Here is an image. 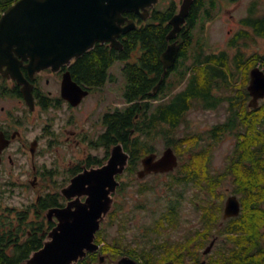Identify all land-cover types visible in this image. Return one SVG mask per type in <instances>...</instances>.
<instances>
[{
  "label": "trees",
  "instance_id": "1",
  "mask_svg": "<svg viewBox=\"0 0 264 264\" xmlns=\"http://www.w3.org/2000/svg\"><path fill=\"white\" fill-rule=\"evenodd\" d=\"M14 1L0 0V14ZM198 1V5H206L205 17L212 16L214 0ZM256 2L253 1L250 5L242 23L249 26L253 35L264 37V13L256 14ZM173 10L171 3L161 10V15L166 17H157L159 12H154L155 19L159 20L158 24L147 21L143 23L144 28L132 29L123 34L120 38L123 47L119 50L104 43H96L72 62V76L77 82L87 86H103L107 70L113 61L126 59L135 40L140 41L143 51L139 64L142 63V67L138 69L136 64L126 63L123 68L125 84L122 96L130 104L106 118L108 131L105 138L115 134L116 137L112 136L113 141H121L129 153V162L123 174L127 177L135 174L140 158L153 150L147 140H153L158 123L168 124L169 131L172 132L180 125L192 105L205 109L224 106V118L201 133L177 136L176 133L169 132L166 146L173 149L178 164L173 170L159 175L168 176L166 183L170 188L193 183L207 189V197H197L201 202L202 246L211 236L212 227L216 228L215 235L218 236L233 233L226 235L232 240V247L224 252L216 264H264V98L259 100L257 106H249L250 94L247 90L248 68L256 65L261 57L264 59V53L256 55L258 59L252 55L244 58L237 41L241 37H247L245 29L240 30L230 43L236 46L233 57L227 51L206 52L203 48L194 50L193 33L187 31L181 41L182 60L177 64L176 71L168 78L164 75L160 93L151 95L149 92L158 83L161 74L159 56L165 48V34L170 26L164 25L163 20ZM123 14L129 17L128 12ZM201 26L203 28L204 24ZM190 57L191 60H186ZM245 60L249 63L245 65L246 71L241 82L237 83L236 73L239 74ZM179 84H183L181 89L172 93L173 88ZM157 98L165 99L149 108L147 99ZM136 114L138 116L134 120ZM131 129L134 130L133 137H129ZM228 134L233 137V147L223 167L210 171L212 154L206 148H212ZM189 144L192 146L191 155L187 161H183L181 148ZM225 180L233 186L231 193L237 196L241 207L236 216L225 219L217 226L216 222L222 219L224 197L216 198L217 191L210 188ZM123 185L121 182L119 187ZM146 188L147 185L143 184L138 191L142 192ZM57 196H61L58 191L25 205H0V264H20L31 251L42 245L49 229L41 219L44 218L42 212ZM176 203L170 202L153 231H160L163 219L170 225L176 224ZM228 257L233 261H229Z\"/></svg>",
  "mask_w": 264,
  "mask_h": 264
},
{
  "label": "flooded vegetation",
  "instance_id": "2",
  "mask_svg": "<svg viewBox=\"0 0 264 264\" xmlns=\"http://www.w3.org/2000/svg\"><path fill=\"white\" fill-rule=\"evenodd\" d=\"M163 1L167 2L160 6ZM217 1L214 0V9L218 6ZM231 1L236 0H230L229 2ZM181 2L182 0H158L153 6L148 7V13L145 16L141 14L143 13L141 9L139 12H128L129 17L127 16V18L135 22L132 29L136 30L141 27L144 28L143 23L147 21H150L151 24H158L159 20L155 19L154 12H159L157 17H163L164 14L161 15L162 9L171 3L174 7L173 13L163 20L164 25L169 24L170 26L165 34V48L159 56L161 74L158 83L149 92L151 95L158 94L164 75L167 78L170 77L173 71H176L177 64L181 62V41L187 34L185 32L191 31L193 33V28H202L201 24H207L205 19L209 22L213 18L208 15L201 21L200 16L202 11H205L206 5L200 6L198 0H192L184 22L181 23L180 28L175 31L174 35L168 38L173 28L170 20L178 12ZM220 2L221 6L225 5V0H220ZM194 8L195 12H193ZM248 9L246 14H248ZM242 18L238 19V22H240L238 28H249V26L242 23ZM149 27L154 26L149 25ZM206 27L204 25L203 28ZM123 34L125 33L118 36L121 47L112 46L107 41L103 43L119 50L123 47L120 39ZM170 44L177 45V53L173 65L164 68L161 54ZM142 51L140 41L135 40L129 56L126 59L113 61L107 70L105 84L95 87L79 83L72 76L70 66L76 58L59 64L57 67L47 66L32 73H30L27 66L29 59H23L19 65L21 73L19 78L3 74L6 66L0 67V172L8 170L10 173L14 168L18 169L20 175L26 176V181L23 182L24 187L39 189L33 199V201H38L41 196L46 194L52 195L56 191L60 193V189L69 183L71 177L84 169L102 165L108 159L111 147L116 143H122L119 140L113 141V137H116L115 134L108 135L105 138V133L108 131L106 118L120 112L130 103L124 101L123 106H103L102 98L97 97L96 94H103L104 86L116 81L113 69L114 66H117V63L120 66V75H123V77V68L126 63L136 64L137 68L140 69L142 63L139 64V62ZM17 57L20 59L19 56ZM191 58L186 60H191ZM71 82H74L78 87L72 85ZM84 90H86V93L81 95ZM90 99H92V105L90 107L91 111H88L85 106ZM162 99L164 98L147 99L146 102H148L150 108ZM137 116V114L134 116V120ZM94 117L95 119H92ZM94 128H96L95 131H93ZM31 131H35L33 135L29 134ZM133 131L131 129L129 137H133ZM87 145L91 148H104L102 156L98 157L96 154L88 152ZM164 145L165 147L161 153L151 150L146 154L155 153L158 157L168 147L166 144ZM61 146L64 148L63 150L60 149ZM62 153L67 157V161L61 157ZM60 160L63 163L58 162ZM150 173L161 174L165 172L152 171ZM123 174L117 175L119 181ZM54 176L61 177V179H54ZM46 183L51 185L50 188L46 187ZM116 194L117 191L114 194L112 210L101 222L99 230L95 233L94 242L98 247L94 251L88 252L77 264H216L218 259L224 255V252L229 251L232 246L227 242L232 241L231 239L227 238L225 243V238L221 240L220 236L211 235V238L202 247V221H198L196 217L193 225H184L183 229L181 225L180 230L182 229V232L176 241L169 238L154 240L146 238V235L141 240L137 235H132L128 239L121 233L110 239L106 237L105 233L103 234V230L107 224H117L119 222V217H115ZM67 201L68 199L64 196H57L55 201L48 204L46 209L62 207ZM196 203L198 204V202ZM194 207L199 210L198 205ZM45 210L42 212L44 218L41 219L46 223L49 231L55 225L57 219L55 217H45ZM198 217L200 218V214ZM220 240H224V242L222 247L217 249V245L221 243ZM201 255L203 257L199 259ZM25 259L20 264H25ZM198 259L200 263H197ZM228 260L230 261L231 258L228 257Z\"/></svg>",
  "mask_w": 264,
  "mask_h": 264
},
{
  "label": "water",
  "instance_id": "3",
  "mask_svg": "<svg viewBox=\"0 0 264 264\" xmlns=\"http://www.w3.org/2000/svg\"><path fill=\"white\" fill-rule=\"evenodd\" d=\"M158 0H15L0 14V67L3 74L21 76L19 65L29 59L30 73L43 67L69 62L92 48L95 42H109L121 47L118 36L132 29L135 22L124 12L146 15L148 7ZM192 0H182L170 22L168 38L184 22ZM177 45L170 44L161 54L164 68L173 65ZM20 59H18V57ZM72 85L78 87L74 82ZM247 90L249 106H257L264 98V70L259 65L249 71ZM86 90L82 91L85 94ZM129 162V153L122 143L114 144L108 159L100 166L84 169L71 177L60 189L68 199L62 207H50L44 216L55 217V225L47 232L42 245L31 251L25 264H77L98 245L95 233L112 210L114 194L121 175ZM178 164L173 149L168 146L162 154L148 153L141 158L137 177L150 172H168ZM83 198V199H81ZM236 195L224 202L223 220L240 212Z\"/></svg>",
  "mask_w": 264,
  "mask_h": 264
},
{
  "label": "rangeland",
  "instance_id": "4",
  "mask_svg": "<svg viewBox=\"0 0 264 264\" xmlns=\"http://www.w3.org/2000/svg\"><path fill=\"white\" fill-rule=\"evenodd\" d=\"M229 1L230 0H225L224 6H221L220 0L216 2L218 6L217 8L212 9L211 15L213 18L210 20L211 22H208L205 19L207 22V24H204L207 26L206 28H193L195 42L194 50L203 48L206 52L227 51L230 57H233L234 53L236 52V46H233L230 43L238 35L240 30L245 29L247 30V37H241L237 41L238 49L241 50L244 58L248 57L249 55H252V57L255 58L256 55H263L264 37L253 35L251 29L247 27L238 28L240 25L238 19H241L243 16H245L247 9L253 1H257L256 14L264 13V0ZM166 2L167 1L161 2L160 6H163L166 4ZM205 14L206 11H202L200 16L201 21L204 19ZM229 62L232 63L231 60H229ZM248 63L249 61L245 60L239 74L235 72L237 83L241 82L240 80L246 71L245 65ZM256 65H259L261 68H263L264 59H262V57L258 59ZM119 67V63H117V66H114L113 69L116 81L113 83H108L106 86H104L103 94H96L97 97L102 98L103 106H123L124 104L122 88L125 84V78L123 75H120ZM252 67L253 66L248 68V72ZM182 86L183 84H179L174 87L172 93L178 89H181ZM170 94L171 93L168 95L169 97ZM91 105L92 99L86 103L85 107H87L88 111H91ZM79 115L82 116L80 113ZM224 116V106H219L218 108L214 109H205L198 105H192L176 129L171 132L169 131L168 124L158 123L153 140L150 139L147 141L149 146L153 147L154 151L161 153L165 147L164 144H166V139L168 138L169 132H171V134L176 133L177 136H183L186 133L189 135H193L195 132L201 133L202 131L210 128L216 122L221 121ZM89 118L91 117L89 116ZM92 119H95V117ZM95 129L96 128H94L93 131H95ZM34 132L35 131H31L29 134L33 135ZM232 147L233 137L228 134L212 148H206L212 154L210 171H215L223 167ZM60 149L63 150L64 148L61 146ZM86 149L88 152L96 154L98 157H101L104 152V148H91L89 145L86 146ZM181 149L183 161H187L191 155L190 151L192 146L190 144L184 145ZM61 157L67 161V157L64 156L63 153ZM58 162L63 163L61 160ZM139 168H141L140 160L139 165L134 172L135 174L128 177L127 175L121 176L120 181L123 182L124 185L117 189V203L115 206V217H119V222L117 224H107L103 230V234L105 233L106 237H109L110 239L115 238L117 234L121 233L128 239L131 238L132 235H137L139 240H141V238H145L146 235V238H152L154 240L169 238L176 241L179 234L182 232L184 225H193L195 217L198 219V221L201 220V217H198L199 214L201 215V210H198L194 206L198 205V208L201 207V202L197 199V197H207L205 193L207 192V189L193 183L187 186L177 185L173 186V188H170L166 183L168 176L148 173L143 177H137L136 171ZM54 179L60 180L61 177L54 176ZM25 181L26 176L20 175V171L16 168H14L10 173L8 170L0 172V205L4 206L8 204L19 206L29 204L35 198L36 194L38 193L37 190L39 191V189L35 188V190L32 187H24L23 182ZM143 184L147 185V188L142 192L138 191V189ZM50 186L51 185L49 183H46V187L50 188ZM210 189L217 191L216 198H222V196L224 197V209L225 199L227 196L232 194L231 192L233 186L225 180L222 184L214 185V187ZM179 193H181V195ZM170 202H177L176 224L170 225L166 219H163L164 223L160 226V231H153V227L155 226L156 222L159 221L160 216L168 209ZM196 202H198V204ZM222 215L223 210L221 216ZM223 221V218L217 221V226H220ZM181 225L182 229L180 230ZM215 229V227L211 228V235L216 234ZM232 234L233 233L228 232L225 235H220L219 238H221V240L225 238L224 240L226 243V239L228 238L226 235L229 236ZM210 238L211 236L206 239V242H204L203 246ZM224 240L217 245V249L222 247ZM227 242L229 245H233L232 241ZM248 250H250L249 245ZM244 251H246V248ZM202 257L203 256L201 255L199 259ZM199 259L197 263L200 262Z\"/></svg>",
  "mask_w": 264,
  "mask_h": 264
}]
</instances>
